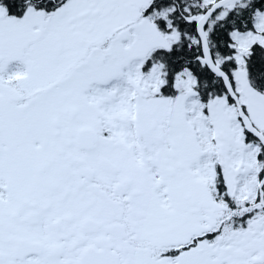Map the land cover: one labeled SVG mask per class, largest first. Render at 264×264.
I'll use <instances>...</instances> for the list:
<instances>
[{
    "label": "flooded vegetation",
    "instance_id": "obj_1",
    "mask_svg": "<svg viewBox=\"0 0 264 264\" xmlns=\"http://www.w3.org/2000/svg\"><path fill=\"white\" fill-rule=\"evenodd\" d=\"M172 29L154 0L0 3V264H264L260 143L238 120L239 174L217 123H157L182 95L236 111L165 64Z\"/></svg>",
    "mask_w": 264,
    "mask_h": 264
},
{
    "label": "trees",
    "instance_id": "obj_2",
    "mask_svg": "<svg viewBox=\"0 0 264 264\" xmlns=\"http://www.w3.org/2000/svg\"><path fill=\"white\" fill-rule=\"evenodd\" d=\"M25 0H0L8 8L20 7ZM156 10H166L173 33H178L177 46L167 55L165 64L172 69L191 65L197 76L196 91L204 102L222 97L226 91L222 81L202 63V52L197 40L196 19L206 7L198 0H154ZM264 9V0H239L216 11L205 26L208 46L215 63L228 75L235 88L236 33L253 31L255 14ZM160 23V22H159ZM245 82L249 89L264 96V42H254L244 54ZM255 141L253 137H250Z\"/></svg>",
    "mask_w": 264,
    "mask_h": 264
},
{
    "label": "rangeland",
    "instance_id": "obj_3",
    "mask_svg": "<svg viewBox=\"0 0 264 264\" xmlns=\"http://www.w3.org/2000/svg\"><path fill=\"white\" fill-rule=\"evenodd\" d=\"M215 0H198V4L203 7H207ZM255 31H251L245 34H234L233 38L236 41L235 48L238 52L235 54V60L237 67L235 70V89L239 93L240 101L245 106L248 117L252 123L256 126L260 132H264V96L249 89L245 82V70H244V54L247 53V49L254 42L262 41L264 35V11L255 14ZM264 41V40H263ZM189 95H182L178 99L174 107L167 106L164 110L163 119L157 123H181L182 125H194L198 130H202L206 126V123H217L220 127H223V133L228 140L223 141L218 139L215 131H209L206 136H211L215 143L216 148L222 152H225L224 161L226 163V169L233 171L240 168V154L244 156L248 152V149L244 148L241 142L242 130L239 126L236 111L234 107L229 105L225 98L208 103V105L202 106L196 100H187ZM206 109V111L203 110ZM150 123V121L148 122ZM254 126V127H255ZM186 135L189 132L188 127L185 129ZM171 136L166 135L165 146L166 151L169 150L171 143L168 144V140ZM225 140V139H224ZM175 145V141H173ZM250 148L249 150H251ZM245 157V156H244ZM238 176L236 180L240 178ZM251 182V181H249ZM244 183L246 181L244 180ZM253 187V186H252Z\"/></svg>",
    "mask_w": 264,
    "mask_h": 264
},
{
    "label": "water",
    "instance_id": "obj_4",
    "mask_svg": "<svg viewBox=\"0 0 264 264\" xmlns=\"http://www.w3.org/2000/svg\"><path fill=\"white\" fill-rule=\"evenodd\" d=\"M239 0H215L213 3H211L204 11V13L199 16L196 19V32H197V40L199 42V45L201 47L202 52V58L201 61L203 64L206 65V67L209 69V71L219 78L225 88L226 95L229 97L230 100L235 104L236 112H237V118L242 124L245 132L253 136L262 146L264 149V134L260 132L254 125L252 124L251 119L248 117V115L245 113L244 109L242 108L239 97L235 91V88L231 84V80L228 77V75L220 68V65L215 63L214 59L212 58L206 34H205V26L207 25L208 20L210 17L218 10L222 9L225 6L234 4L238 2ZM223 135H219V139H223ZM264 184V175L260 182V185Z\"/></svg>",
    "mask_w": 264,
    "mask_h": 264
}]
</instances>
